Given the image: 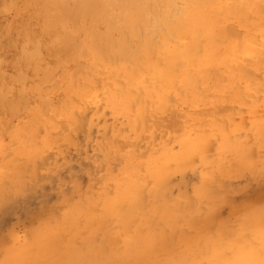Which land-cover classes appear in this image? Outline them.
Masks as SVG:
<instances>
[{"label": "rangeland", "instance_id": "obj_1", "mask_svg": "<svg viewBox=\"0 0 264 264\" xmlns=\"http://www.w3.org/2000/svg\"><path fill=\"white\" fill-rule=\"evenodd\" d=\"M115 1L0 7V264H264V0Z\"/></svg>", "mask_w": 264, "mask_h": 264}, {"label": "bare ground", "instance_id": "obj_2", "mask_svg": "<svg viewBox=\"0 0 264 264\" xmlns=\"http://www.w3.org/2000/svg\"><path fill=\"white\" fill-rule=\"evenodd\" d=\"M13 0H0V7H1V12H5L6 14V11L5 10H9L11 9L12 7L14 8L16 6V4H13L12 2ZM18 1V0H17ZM51 1V0H50ZM169 1V0H168ZM172 1V0H171ZM232 1V0H231ZM24 2V1H22ZM75 2V3H74ZM76 2L78 4H81V7H87L89 8L90 10L92 8H103L102 10V13L100 15V19H101V22H103L104 24L106 25H109L110 22H111V19H112V6L113 4H118L117 1L115 0H56V2L54 3L55 6L59 7L60 9H57L54 5L53 7L56 8L59 12H60V16H55V15H52L50 14L49 12L47 11H43V17L41 19L42 23L43 24H47L50 28L53 29V42L55 44H58L60 43V41H62V39L64 40V37H65V32H64V17H71L70 16V13L72 12L71 8L68 7L70 4H75L76 5ZM170 2V1H169ZM168 2V3H169ZM45 4V3H44ZM50 4V3H49ZM157 4V3H156ZM171 4V2L169 3ZM174 4V3H173ZM173 4H171V8H175V6H178V5H175L174 7L172 6ZM164 5V4H163ZM146 6V2L144 1H139V2H136L134 5L131 4L130 7L132 8V10H140L142 8H144ZM158 6V4H157ZM78 7V6H77ZM66 8H70V13L67 12L65 9ZM76 8V6L74 7ZM73 8V9H74ZM178 8V7H176ZM45 9V8H44ZM78 9V8H77ZM76 9V10H77ZM169 9V8H168ZM171 9V10H173ZM97 12V11H96ZM9 13V12H8ZM73 13V12H72ZM80 12L78 11V15ZM4 14V13H3ZM2 14V15H3ZM34 14V13H33ZM55 14V13H54ZM75 16V15H74ZM79 18V17H78ZM150 18V17H149ZM95 19V18H94ZM79 20V19H78ZM95 21V20H94ZM233 29V28H232ZM9 33V32H8ZM12 35V34H11ZM203 35V34H202ZM12 42H15V41H12L11 38H9L5 33L3 35L0 36V52H3L5 50H11V48L14 47L13 43ZM30 44L31 43H24L22 48L20 49V51L23 53L24 56L26 57H29V56H33L34 54H40V53H44V48H46L45 44H43L42 42H40L38 40V42H35L34 43V46H35V49L32 50L31 47H30ZM66 45V44H65ZM64 46V45H63ZM42 51V52H41ZM4 53V52H3ZM242 54V53H241ZM7 58V57H6ZM4 60L5 58L1 57L0 56V67L2 69L6 68L5 64H4ZM30 61V60H29ZM33 61V60H32ZM78 61V60H77ZM187 62V61H186ZM31 63V62H30ZM68 66V65H67ZM252 66V65H251ZM4 67V68H3ZM134 67V66H133ZM108 70V69H107ZM244 71V70H243ZM263 71V70H262ZM37 73V72H36ZM171 73V72H170ZM20 78L22 76H19ZM26 77V76H25ZM23 76V78H25ZM36 78V77H35ZM16 80V79H15ZM151 80V79H150ZM202 80V79H201ZM185 81V80H184ZM121 82V81H120ZM113 89V88H112ZM10 92V91H9ZM2 93V92H1ZM0 93V94H1ZM7 94V93H6ZM5 94V95H6ZM137 94V93H136ZM4 95V94H3ZM2 97V96H1ZM0 97V98H1ZM259 97V96H258ZM22 98V97H21ZM258 99V98H257ZM26 101V100H24ZM252 103V102H251ZM243 104V103H242ZM177 106V105H175ZM262 107V106H261ZM77 111V110H76ZM260 112V111H259ZM97 121V120H96ZM178 123V122H177ZM217 124V123H216ZM248 124V123H247ZM180 125V124H179ZM169 126V125H168ZM167 126V127H168ZM249 126V125H248ZM180 127V126H179ZM169 128H171L169 126ZM202 128V127H200ZM176 130V129H175ZM178 130V128H177ZM176 130V131H177ZM17 135V134H16ZM264 137V136H263ZM90 138V137H89ZM88 140V139H87ZM13 143V142H12ZM213 146V145H212ZM56 150V149H55ZM81 150V149H80ZM93 151V150H92ZM59 153V152H58ZM58 155V154H57ZM6 156V155H5ZM88 156V154H87ZM137 162V161H136ZM196 162V161H195ZM87 163V162H86ZM78 168V167H77ZM61 169V168H60ZM199 170V169H198ZM45 175V174H44ZM196 175V174H195ZM92 180V179H91ZM152 182V181H151ZM63 186V185H62ZM109 190V189H108ZM62 192V191H61ZM44 195V194H43ZM147 198V197H146ZM51 204V203H50ZM179 209V208H178ZM187 217V216H186ZM30 219V218H29ZM35 220V219H34ZM185 221V220H184ZM221 222V221H220ZM198 226V225H197ZM200 227V226H199ZM258 240V239H257ZM256 240V241H257ZM243 242V241H242ZM263 242V241H262ZM238 245V244H237ZM218 247V246H217ZM250 247V246H249ZM252 247V246H251ZM206 248V247H205ZM213 249V248H212ZM108 250V249H107ZM197 250V249H196ZM228 250V249H227ZM259 255V254H258ZM230 256V255H229Z\"/></svg>", "mask_w": 264, "mask_h": 264}]
</instances>
